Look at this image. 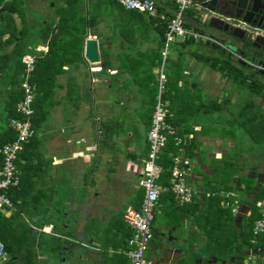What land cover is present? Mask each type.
<instances>
[{"label": "crops", "instance_id": "1", "mask_svg": "<svg viewBox=\"0 0 264 264\" xmlns=\"http://www.w3.org/2000/svg\"><path fill=\"white\" fill-rule=\"evenodd\" d=\"M175 8L174 3H162L158 0L155 14H141L156 21L166 22V16H171ZM202 9L206 10L199 5L188 9L185 25L204 35L212 36L227 47L224 38L219 35V30L212 27H208L211 31L207 30V27L202 28V25L207 23L204 18L206 14L202 13ZM106 17L107 21L103 22ZM119 17V13L108 12L101 16L97 25L89 27L87 24L82 41L71 50L72 59H68L62 70L55 75V86L53 94L49 97L48 107V152L41 158L44 161L37 163L33 173L31 171L33 179L27 175L23 178L21 198L18 200L21 202L22 198H32L29 202L26 200L22 207L33 214L34 218L35 214L42 210L39 209V201L43 210L54 211L55 216L59 206L67 207L68 209L60 212H64L62 217L70 215L73 218L71 222H68L66 217H61L62 220H59L58 224L56 219L42 220L39 229L49 228L42 234L60 238L59 242L51 245L57 251L48 249L52 253L61 255L63 251L70 252L73 247L69 248L67 244L79 243L78 245L86 250L89 264H105L103 257H113L114 250L116 253L122 251L126 254V251L132 248L131 238L127 237L131 228L124 220V213L128 207L139 209L144 195L143 189L138 186V180L148 151L147 132L151 124L158 69L162 62V49L167 32L166 23L164 42L159 45L156 30L122 29L118 24ZM220 17L228 20L224 16ZM106 24L108 27H104ZM98 25H102L107 31L101 32ZM91 29L96 33L91 35ZM87 31L98 40L100 59L93 64L86 61L83 53ZM47 42L34 46L28 44V48L34 51L24 54H46ZM196 42L199 47L195 51L190 46ZM40 44L47 46V50H38ZM13 47L14 44L11 47L9 44L1 45L0 52H10ZM217 49L223 53L228 52L219 44L201 39H175L169 46V55L163 65L166 77L164 101L170 112L168 120L184 138L187 146L191 145V155L185 152L184 144V150L179 152L177 148L174 156L189 158L192 162L188 183L199 191V195L195 208L192 207L194 203L185 206L174 197L172 201H158L145 254L149 264H255L257 260H264V255L260 254L264 251V242L257 249L249 246L229 258L218 256L216 248L211 247L215 244H210L211 220L202 219L204 193L209 192L208 183L215 185L217 178L223 180L217 169L220 165L218 160L229 161L230 166L226 168L227 177L228 168L232 169V177L246 176L251 171L256 173L255 182L249 189L244 192L233 190L239 200H243L240 213L235 216L238 225L251 213V201L264 181V145L258 148L259 152H255L251 145L244 147L240 139L242 135L235 136V129H229L228 136L222 135L219 133L221 120L213 118L212 112L226 114L228 97L230 103L236 100H231V93L228 97L224 92L219 95L217 93L218 83L224 81V91L227 86V75L216 70L207 61V58L221 59ZM74 51L78 54L73 55ZM237 57L236 55L235 58ZM240 59L243 63V59ZM200 60H204V66L200 64ZM242 63L240 64L245 65ZM203 73L208 74L209 78L205 79ZM21 81L22 78L20 85ZM8 88V83L0 80V119L3 116ZM209 88L213 95H216V100L207 104L204 103L206 100L204 101L200 91L202 89L205 93L212 94ZM256 96L258 108L264 111V97L259 94ZM251 99L240 105H246L250 110L248 112L258 109H254L256 104H252L254 99ZM10 119L6 124L0 125V138L4 137L2 133L7 126L15 132L10 125ZM226 123L227 121H223V126ZM261 126L259 133L264 128ZM244 131L250 142L252 136L247 130ZM263 140L264 138L258 139L259 142ZM238 146L241 149L239 152ZM34 162L35 159L32 160V163ZM236 167L237 169H234ZM241 171L246 173L242 174ZM168 180L170 185V177ZM64 187L68 192L60 194L63 198L56 201V193L62 192ZM245 187V183H241V188ZM166 190L168 191H164ZM21 210V207L14 204L11 211L0 212L4 217L0 219V229L3 233L8 231V221H11L16 213L20 214ZM16 217L13 220V228L19 231L21 227L15 221ZM59 230L63 232L60 233ZM10 236L11 241L18 242L19 236ZM102 244L110 245L104 255L102 252L106 248H103ZM116 244L126 246L122 249L115 248Z\"/></svg>", "mask_w": 264, "mask_h": 264}, {"label": "trees", "instance_id": "2", "mask_svg": "<svg viewBox=\"0 0 264 264\" xmlns=\"http://www.w3.org/2000/svg\"><path fill=\"white\" fill-rule=\"evenodd\" d=\"M26 0H0V46L5 44H14L13 49L10 52H0V80H5L8 83L9 88L7 99L4 103L3 116L0 119V125H3L11 118L18 117L15 111V105L22 97V89L20 88V80L23 79L24 64L21 62V55L26 52H33L32 49L22 51L20 45V38L25 36V29L18 30L15 15L21 17L22 22L25 21L24 5ZM82 8V11H80ZM54 11L52 20L45 21L42 26L41 38L45 43L48 41V52L46 54L38 53L35 55L36 61L33 72L30 74L28 82L34 90L35 100L33 102L34 114L31 117L32 128L34 131L33 136L23 146V149L18 154L17 164L21 169V180L18 186L12 187L8 190V195L11 201L18 207H22L27 198H22L21 202L18 200L21 198V184L23 178L29 176L33 179V169L37 167V163L44 161L35 151L37 143V133L42 124L46 121L48 116L49 97L53 94V88L55 86V75L62 70L63 65L66 64L68 59H72L71 50L77 47L82 36L85 32V27L88 24L89 27L97 25L99 19L104 13L115 12L119 13V26L125 30H144L153 28L159 35V45H163L164 33L166 30V22L156 21L154 18H149L144 14L134 11H128L130 15H123L121 11H125L114 0H62L61 5L52 8ZM87 15V17H86ZM18 33V34H17ZM77 33H81L78 34ZM78 54L77 51L73 52V55ZM80 58V57H79ZM229 58V57H228ZM207 61L218 71L225 73L229 79L236 82L237 86L245 84L251 94H259L264 97V80L256 77L254 74H249L244 71L243 65L230 62L229 59L207 58ZM261 76V75H260ZM263 79L264 77L261 76ZM230 98L228 97V107ZM252 103V102H251ZM253 104V103H252ZM219 105V104H218ZM251 105V104H250ZM250 111L246 105L239 108L234 114L238 127H242L252 136L258 134L260 125L264 126V115L258 114V110L254 112ZM261 126V127H262ZM5 132L3 138H0V146L14 138L15 132L7 126L4 129ZM254 133V134H253ZM261 137L264 135V128L261 130ZM191 145H185V152L191 155ZM177 152V146L173 143V140H169L161 157L159 163L164 168V172L158 182L169 186V169L172 165V158ZM184 152V154H185ZM35 162L32 163V160ZM24 160V161H23ZM220 165L218 166V172L223 180L217 178V184L213 185L208 183L209 192H215L220 190L231 191H245L249 189L255 182L254 177L256 173L254 171L249 172L246 176H231L232 169L228 168V177L226 176V168L230 166L229 161L218 160ZM222 163V164H221ZM1 166V156H0ZM234 169H237L234 168ZM233 169V170H234ZM32 171V173H31ZM27 175V176H26ZM231 181L233 184H231ZM241 183H245L246 187L241 188ZM243 198V197H241ZM264 198V181L256 191L254 198L251 201V213L242 219L241 224L238 225L236 217L231 214L230 210L223 208L220 205L221 198L218 195L205 197L204 211L202 212V219L208 221L211 220L210 227V244L211 247L216 248L218 256L230 257L241 251L243 248L251 246L252 248H259L264 242V232L255 234L253 232V222L260 216L259 205L257 204ZM170 199L173 200V194L168 189L161 193L159 201ZM197 196L191 203H184L182 205L193 204L195 208L198 204ZM243 200H240V202ZM16 215H19L16 213ZM14 215L11 221H8L7 230L3 233L0 229V239L3 240L5 248L8 253H15L23 247L24 234L19 228H13V220L16 217ZM3 214H0V219ZM4 218V217H3ZM216 223V225H214ZM1 227V225H0ZM60 231V230H59ZM8 232V233H6ZM63 231H60L62 233ZM19 236L18 242L11 241L12 237ZM128 239L132 237V230L127 233ZM54 238V237H53ZM56 239V238H55ZM26 241V240H25ZM110 245L102 244L103 255L108 252ZM126 245L116 244L115 248H124ZM51 249L56 251L54 246H50ZM128 249V248H126ZM113 257H103L105 264H131L128 256L122 251L114 250ZM264 255V251L260 253ZM10 255V254H9ZM261 260V259H260ZM257 260L255 264H264V260ZM10 258L7 262L9 263ZM251 264V263H249Z\"/></svg>", "mask_w": 264, "mask_h": 264}, {"label": "built area", "instance_id": "3", "mask_svg": "<svg viewBox=\"0 0 264 264\" xmlns=\"http://www.w3.org/2000/svg\"><path fill=\"white\" fill-rule=\"evenodd\" d=\"M8 1V0H5ZM122 8L140 13L153 15L157 12L158 0H115ZM160 2L174 3L176 8L171 16H166L167 32L164 47L162 49V62L158 69V78L155 90V104L151 117L150 128L147 132L148 151L143 160L138 186L143 189L144 195L139 209L128 207L124 213V220L132 230L130 239L131 249L126 251L131 264H149L145 252L151 238V225L156 212L161 192L169 189L174 199L179 203H191L199 195V191L188 183V176L192 171V162L189 158L176 155L172 158L170 168V185L165 187L158 180L161 178L164 168L159 163L160 154L171 139L178 151L184 150L186 144L184 138L177 133L173 124L168 120L170 112L164 101L166 89V77L164 62L169 55V46L175 39H201L203 41L219 44L228 50L220 41L210 35H204L198 30L185 25V14L193 6H200L209 0H159ZM206 17V16H205ZM204 17V18H205ZM244 25L241 22L237 26ZM45 51V50H43ZM36 56L24 54L21 62L24 64L23 79L21 81L22 97L16 104V112L20 116L10 119V125L15 130V137L0 146V212L11 211L14 207L8 190L19 185L21 169L17 165L19 152L26 142L33 136L31 117L34 114V90L28 82L30 74L34 70ZM1 74V72H0ZM204 197L218 195L221 198L220 205L230 210L236 216L240 213L241 202L233 191L205 192ZM260 216L253 222L255 234L264 232V198L259 201ZM5 244L0 240V264H7L9 260Z\"/></svg>", "mask_w": 264, "mask_h": 264}, {"label": "rangeland", "instance_id": "4", "mask_svg": "<svg viewBox=\"0 0 264 264\" xmlns=\"http://www.w3.org/2000/svg\"><path fill=\"white\" fill-rule=\"evenodd\" d=\"M61 2L62 0H26L23 3L24 5L23 14L25 16V21L22 22L21 17H19L18 15L14 16L18 30H20L21 28L25 29V33H24L25 36L23 38H20V45L22 46L21 47L22 51L24 50L27 51L28 44L34 46L37 43H43V40L41 38L42 26L45 21L52 20V17L54 14V11L52 8L59 6ZM121 12L126 16L129 15V12L126 10L121 11ZM202 13H205L207 16H210L213 14L203 9H202ZM107 19L108 18L106 17V20L103 22H106ZM104 27H108V25L106 24V26ZM206 27H207V30L211 31V29L208 28L209 27L208 22L202 25V28H206ZM98 29L101 32L102 30L107 31V29H104L102 25H98ZM93 33H96V32L94 31V29H91L90 34L93 35ZM219 35L222 38H224L223 41L227 44V47H228V33L222 31L219 33ZM9 45L11 47L13 44H9ZM190 47L195 50L199 47V43L196 42L192 44ZM42 48H45V50H47L46 49L47 46L44 47L43 44H40L39 47H37L38 50H43ZM216 51L218 55L221 57V59L222 58L226 60L229 59L230 62H233V60H235V54H231V57L228 58V52L223 53L220 49H217ZM201 55L206 57L205 54H201ZM200 64L204 66V60H202ZM243 68L245 72L247 73L250 72V70L247 67L243 66ZM204 76H205V79L209 78L208 74L206 73L204 74ZM255 76L260 77L259 75H255ZM260 79L264 80L262 78ZM225 80H226L225 83H227L225 91L223 90L225 86L222 85L224 81L222 83L217 84L218 85L217 86L218 95L219 93L224 92L225 96L228 97V94L231 93V100H233L234 98H236V100L230 103L229 107L227 104L228 109H227L226 114L220 113V112H212L213 118H215L216 120H221L220 125H219L220 127L219 133H221L222 135L224 134L228 136V130L235 129L233 133L235 134V136H237V134L238 136L242 135V138L240 139L243 141L244 147H249L251 145L255 152H259L258 148L264 145L263 144L264 140L262 142H259L258 139H263L264 137L262 138L259 132L257 135L253 133L254 135H252V138L249 142V138H246L247 133H245L244 129H242L241 127H238L239 124L236 123L235 114H234L241 107L240 106L241 103H245L250 98L254 99V100L251 99L252 100L251 102L256 104L254 106V109L258 108L257 102H256L257 96L256 94H251L248 87L245 84L237 86L236 82H234L232 79H229L228 76L226 77ZM209 92H211L212 94L205 93V91L202 89L200 91V95L202 96L204 101L206 100L204 103H207V104H210V102L213 103L216 100V95L215 94L213 95L211 88H209ZM259 108L257 110L259 113H262L261 116H263L264 111L260 110ZM223 121H227L225 126H223ZM48 129H49V116H48L47 121L39 128V131L37 133L38 141H37V146L35 148V151L38 153L40 158L42 157L44 158L48 152V137H47ZM239 146L237 147V152L241 150L240 149L241 146L240 147ZM47 164H48V159L46 161V167H45L46 169H47ZM257 165L258 164H256V166ZM241 173L244 174L246 172L241 171ZM67 192H68V189L64 187L62 192L56 193L57 198H55V200L56 201L61 200L63 198V196L61 195ZM111 194H113V192H111ZM50 195H52V192L50 193ZM31 199H32L31 197L28 198V200H31ZM39 206H38L39 209H42V210L40 211V213L35 214L36 215L35 218L33 217L34 216L33 214L25 211L24 209H22L19 216L16 217L15 221L19 223L21 227L20 230L22 232V235L24 234L23 236L24 241L22 242L23 247L21 250L15 251L14 255L13 253L7 252L8 254H10L9 255L10 261L8 264H89V261L86 259V250L82 248L81 246H79L80 245L79 243H78L79 245L78 244L76 245L67 244L69 248L73 247V249L70 252L63 251L61 255L56 254L57 252L53 251L54 253H52L51 250H48V249H51L49 247L52 244H54V242H59L60 238L55 239L47 234H42V232L45 230V229H39V227L43 223L42 220L53 221L54 219H56V222L58 224V222H60L59 220H62V218L64 217H66L68 222H71L73 218L70 215L62 217V215H64V212L62 213L60 211L68 209L67 207H64L63 205L59 206V208L57 209L56 216H55L54 211L43 210L42 208L43 206H41V201H39ZM54 216L56 218H54ZM48 230L49 228H47L45 231H48ZM40 231L41 233H39ZM53 232H56V231H53ZM60 246L59 248H61Z\"/></svg>", "mask_w": 264, "mask_h": 264}, {"label": "water", "instance_id": "5", "mask_svg": "<svg viewBox=\"0 0 264 264\" xmlns=\"http://www.w3.org/2000/svg\"><path fill=\"white\" fill-rule=\"evenodd\" d=\"M257 4H264V0H209L208 2L201 3V6L207 11L213 13L210 16L205 17L208 22V26L216 30L227 32L230 31L233 35L240 37L244 29L237 25H230L227 21L222 19L220 16H224L233 21H239L244 25H253L254 20H252V15L258 12ZM227 5L232 10L223 12ZM219 16V17H217ZM258 28H263V26H257ZM87 36L84 41V58L89 63H97L100 59L98 40L96 37L91 36L89 31H87ZM254 45L260 47L264 51V36L256 35L254 38ZM240 61V60H239ZM242 63V61H240ZM242 64H247L243 62ZM261 67V66H259ZM264 74L263 68H261V73Z\"/></svg>", "mask_w": 264, "mask_h": 264}, {"label": "flooded vegetation", "instance_id": "6", "mask_svg": "<svg viewBox=\"0 0 264 264\" xmlns=\"http://www.w3.org/2000/svg\"><path fill=\"white\" fill-rule=\"evenodd\" d=\"M257 8L258 12L254 13L251 17L252 20H254L253 25H240L245 31L244 33L242 32V36L237 37L228 31V57H231V53L235 54V56L237 55L238 57L233 61L238 64L241 63L239 60L242 58L243 62H247V64L243 66L250 70V72H248L249 74L254 75H259L261 73V68L264 70V51L260 47L254 45V38L256 35L264 36V29L257 27L258 25L264 27V4H257ZM225 11L229 13L232 10L227 5L223 12ZM227 22L230 25H237L239 23V21L231 20L229 16ZM262 76L264 77V74H262Z\"/></svg>", "mask_w": 264, "mask_h": 264}]
</instances>
